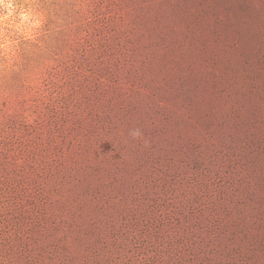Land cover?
Returning <instances> with one entry per match:
<instances>
[{"label":"rangeland","instance_id":"1","mask_svg":"<svg viewBox=\"0 0 264 264\" xmlns=\"http://www.w3.org/2000/svg\"><path fill=\"white\" fill-rule=\"evenodd\" d=\"M38 7L0 72V264H264V0Z\"/></svg>","mask_w":264,"mask_h":264},{"label":"clouds","instance_id":"2","mask_svg":"<svg viewBox=\"0 0 264 264\" xmlns=\"http://www.w3.org/2000/svg\"><path fill=\"white\" fill-rule=\"evenodd\" d=\"M38 4L39 0H0V72L13 70L21 46L38 45L45 37L47 19ZM128 135L151 147L139 127Z\"/></svg>","mask_w":264,"mask_h":264}]
</instances>
